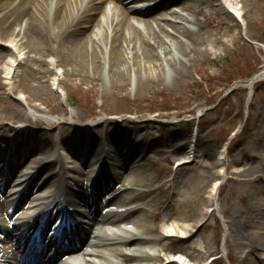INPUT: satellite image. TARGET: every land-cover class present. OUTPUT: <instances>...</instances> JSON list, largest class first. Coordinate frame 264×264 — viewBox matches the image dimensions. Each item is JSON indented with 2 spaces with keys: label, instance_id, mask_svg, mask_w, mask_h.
Returning <instances> with one entry per match:
<instances>
[{
  "label": "bare ground",
  "instance_id": "1",
  "mask_svg": "<svg viewBox=\"0 0 264 264\" xmlns=\"http://www.w3.org/2000/svg\"><path fill=\"white\" fill-rule=\"evenodd\" d=\"M249 1L0 0V50L2 51L0 52L2 64L0 88L4 79L7 81L5 84L8 91L15 93L17 89L14 80L19 69L30 54H35L32 61L46 63L44 58L54 59V61H47L48 70L44 75L53 74L49 86L60 98H64L65 103H68L69 99L64 90H67L70 85L62 78L63 76L73 77L79 79L81 84H87L83 75H91L94 76L95 81L103 79L106 89L112 86L115 90L123 89L121 82H128L132 91L136 90L139 95L147 84H155L161 77L178 79L185 76L187 66L183 58L192 55L205 28V23L195 19V9H201L205 4L217 3L227 14L239 18L241 4ZM166 7L170 8L163 10ZM9 19L12 21L10 22ZM168 26L173 29L168 30ZM5 57H8L6 61ZM65 61H71L79 69L66 73ZM260 78L264 79V69ZM175 84L173 82V88ZM49 86L43 85V89L49 90ZM91 86L95 84L91 83ZM101 101L104 106L109 102L104 94ZM35 111L40 115L45 114L41 109ZM72 114V120L78 117L75 112ZM26 118L28 116L23 111H15L6 118L0 114V125L4 126L5 120L15 123ZM41 120V122H34L36 129L27 128L24 123L22 126L11 127V130L0 127V159L4 156V160L0 162V186L4 181L6 188V185L11 182V176L15 174L16 163L21 164L25 161L27 165L21 172L25 170L26 175L35 180L42 177L47 170H51L39 181L44 180V184L55 188V196L43 199L40 205H37V201L23 203L20 200L19 203L22 204L19 206L26 207H21L14 213L18 214L15 221L23 228L42 226L50 222L55 216L53 213L55 203L68 202L67 194L70 193L79 204L81 212L72 215L68 223L76 226L81 234H85L95 244L87 254H84V242L83 246L76 248L73 255L60 256L48 262L40 260L36 264H119L118 260L121 261L120 264H153L162 259L157 249L160 242L173 237L190 241L202 231L201 223L217 207L219 191L226 182V171L223 169L226 148L216 159V165L220 170L214 175L209 174L210 176L206 178L204 209L198 219L194 220L190 229L185 228L183 223L194 216L179 211L182 208H176L172 202L167 207V211L172 207L173 210L179 211L176 215V225H164L159 231L149 224L150 219L157 218V215L151 212L153 210L159 212L162 204L157 201H147L146 199L153 191L143 189L149 188L146 185L148 161L139 157L133 160L136 155L139 156L137 152L139 148L143 145L146 147L147 141L126 127L121 131L119 129L108 131L106 135L108 140L122 139L124 143L117 149L116 154H119L120 158L104 150L99 157L108 156L112 165L118 169L111 174L107 170L109 164L101 169L94 164L87 171L78 170L57 155L52 135L43 137L37 133V129H41L42 124H56L53 123V119ZM96 124H101L108 129L111 121L103 116L95 123H89L80 129L86 133L87 138L94 140L95 135L92 137L90 133ZM65 128L66 125L58 122V131L64 133ZM9 131L15 135L14 139L18 147L8 156L9 147L3 148V145ZM23 138H26L25 142L21 141ZM69 140L65 137L63 144H67ZM81 147V151L88 148L86 141ZM89 151L84 153L87 159H90L92 154V150L89 149ZM194 152L196 153V149H192L190 155ZM76 154H83V152L77 151ZM142 154L143 151L140 155ZM36 155L38 158H35ZM243 159L260 165L259 171L258 167L251 171L242 169L240 175L260 173L246 185L256 182L263 185L260 186V192L254 191V195L255 204L264 207V157H254L245 153ZM245 163L242 162L244 165ZM205 167L209 168L208 165ZM5 174L6 179L3 178ZM126 174L129 175L124 179ZM131 175L133 179L129 180ZM120 181L122 185L118 188L116 184L118 185ZM3 197L0 199V233L11 238L14 237L13 223L5 209L8 203L11 207L17 205L13 195L5 196L4 194ZM22 197H25V194ZM120 220L126 222V226L106 224L108 221L121 222ZM241 223L239 246L240 253L244 254L242 264H264V233L258 232L254 227L251 231H244L245 224ZM185 230L187 233L182 235L180 231ZM154 234L157 235L154 236ZM207 254V252L203 254L201 249L189 244L178 258V262L189 264L188 260L200 261L199 259L206 258ZM175 258L176 256L172 254L167 255L168 263H175Z\"/></svg>",
  "mask_w": 264,
  "mask_h": 264
},
{
  "label": "rangeland",
  "instance_id": "2",
  "mask_svg": "<svg viewBox=\"0 0 264 264\" xmlns=\"http://www.w3.org/2000/svg\"><path fill=\"white\" fill-rule=\"evenodd\" d=\"M240 8L239 18L227 14L217 3L195 9V19L205 23V28L192 55L183 58L187 66L185 76L178 79L161 77L160 83L147 84L139 95L136 90L132 91L128 82H121L123 89L115 90L112 86L106 89L103 79L95 81L91 75H83L87 84L63 76L70 85L64 90L69 99L65 103L64 98L49 86L53 74L44 75L48 70L47 61L54 59L44 58L46 63L32 61L35 54H30L19 69L14 80L15 93L8 91L7 81L2 79L0 99L4 100H0V114L6 118L15 111H23L28 116L15 123L5 120L4 126L0 127L7 130L22 126V123L27 128L36 129L34 122H41L43 118L53 119L56 124H42L37 132L43 137L53 134L57 142L67 137L70 139L67 145L70 146L78 139V134L86 135L80 128L106 116L111 121L108 129L96 124L90 136L95 135V143L105 140L111 155L119 157L117 149L124 143L122 139L108 140V131H121L126 127L147 141L146 147L141 146L137 151L139 156L133 160L141 157L148 161L146 185L149 188L143 189L153 191L147 201L162 204L159 212H151L157 218L150 219L149 224L159 231L164 225H176L179 211L194 216L183 223L190 229L204 209L206 178L220 170L216 159L226 148L223 158L226 182L219 191L217 210L203 220L202 231L190 241L175 238L160 242L157 249L162 259L153 264H169L166 254L173 250L182 254L189 244L201 249L203 254L208 253L200 261H190L192 264H204L206 261H211V264H242L244 254L240 253L239 246L241 222L245 224L244 231H251L254 227L264 233V207L255 204L254 195V191L260 192L263 185L260 182L246 185L260 173L240 175L242 169L251 171L258 167L259 171L260 166L243 159V154L264 157V80L253 87L252 93L244 87L264 69V0H250ZM167 29L172 30L173 27L168 26ZM73 69L79 68L71 61L64 62L66 73ZM173 82L176 83L175 88ZM43 85L49 86V90L43 89ZM234 88L236 90L233 91ZM103 94L109 100L105 106L101 101ZM37 109L45 114H37ZM73 112L78 117L72 120ZM58 122L66 125L64 133L57 130ZM8 134L6 145H9L12 131ZM192 149H196V153L190 155ZM188 159L190 162L177 166ZM109 169L113 174L118 168L110 166ZM130 179H133L132 175ZM121 185L120 181L116 187ZM172 202L176 208L182 209L177 211L172 207L167 211ZM180 232L182 235L187 233L186 230Z\"/></svg>",
  "mask_w": 264,
  "mask_h": 264
},
{
  "label": "water",
  "instance_id": "3",
  "mask_svg": "<svg viewBox=\"0 0 264 264\" xmlns=\"http://www.w3.org/2000/svg\"><path fill=\"white\" fill-rule=\"evenodd\" d=\"M258 78H259V76L255 77L253 81L258 80ZM253 81H252V82H253Z\"/></svg>",
  "mask_w": 264,
  "mask_h": 264
}]
</instances>
